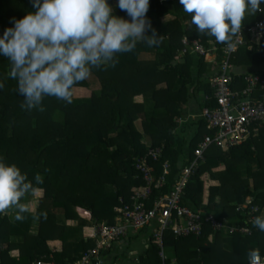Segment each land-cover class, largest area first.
Here are the masks:
<instances>
[{
	"label": "trees",
	"instance_id": "1",
	"mask_svg": "<svg viewBox=\"0 0 264 264\" xmlns=\"http://www.w3.org/2000/svg\"><path fill=\"white\" fill-rule=\"evenodd\" d=\"M114 1L117 0H109L112 4ZM31 10L34 11L31 0H0V34L12 26V18L19 19ZM116 14L129 18L119 8ZM166 15L172 18L163 21ZM147 17L157 36H161L158 46L139 42L133 51L117 54L114 67L93 69L89 78L74 89L73 103L45 97L42 112L21 108L23 97L16 91L17 82L8 76L10 61L0 57V82L4 84L0 89V156L17 164L30 180L40 175L43 183L34 188L45 190L39 207V233L30 246H20L18 257L9 256V236L26 235L22 221L10 222L6 214H0V264H66L81 258L94 247V238L68 243L62 233V247H49L48 240L55 236L52 229L56 208H62L64 217L75 219L77 225L115 223L120 219L115 207L132 204L133 188L145 184L135 167L147 152L144 138L153 147L162 146L158 159L148 160L154 167V182L162 177V184L152 186L147 200L151 206L155 198L173 189L183 168L194 159L204 135L213 134L201 113L216 106L208 80L214 67L189 46L199 40L208 48L215 38L196 31L179 0H150ZM260 19H264V12L257 11L246 16L242 26ZM148 34H152L151 30ZM244 38L250 43L246 32ZM247 44L230 57L233 90L244 88L246 73L264 77V46L253 44L249 49ZM217 54L220 59V48ZM238 68L244 69L236 71ZM93 82L95 88L91 86ZM136 95H142L143 102H135ZM251 97L264 101V90L258 86ZM191 102L195 105L192 104V113H187ZM139 119L140 129L136 125ZM166 162L169 172L164 174ZM219 166L222 169L216 170ZM206 179L216 180L218 185L206 190ZM183 192L184 206L204 217L214 214L235 225L249 226L251 235L216 232L209 241L212 230L207 223L200 236L176 238L166 228L162 245L175 250L178 264H248L251 250L264 257V232L245 215L251 206L259 208L257 216L263 215L264 123L255 138L227 151L211 144ZM245 202L250 204L236 211L237 205ZM151 235V246L146 256H140L141 264L161 261L160 247Z\"/></svg>",
	"mask_w": 264,
	"mask_h": 264
},
{
	"label": "clouds",
	"instance_id": "2",
	"mask_svg": "<svg viewBox=\"0 0 264 264\" xmlns=\"http://www.w3.org/2000/svg\"><path fill=\"white\" fill-rule=\"evenodd\" d=\"M23 17L12 18V26L0 34V57L10 61L9 78L17 82L24 110L44 111L45 97L73 103L74 89L87 80L93 69L114 67L117 54L133 51L139 42L158 46L147 17L150 0H31ZM190 14L191 25L217 43L232 46L248 15L264 12V0H179ZM116 8L127 17L116 14ZM151 30L152 34L148 32ZM4 84L0 82V89ZM40 175L30 180L15 163L0 156V214L15 208L14 219L23 221L32 209L25 200ZM252 224L264 232V215ZM255 264L256 250L248 253Z\"/></svg>",
	"mask_w": 264,
	"mask_h": 264
},
{
	"label": "built area",
	"instance_id": "3",
	"mask_svg": "<svg viewBox=\"0 0 264 264\" xmlns=\"http://www.w3.org/2000/svg\"><path fill=\"white\" fill-rule=\"evenodd\" d=\"M245 32L249 36L250 43L248 44L244 38ZM216 43L213 40L211 45L205 48L199 40H193L189 46L192 52L204 55L205 61L214 67L208 80L213 88L216 106L201 113V117L204 118L207 127L213 134L204 135L203 140L194 151V159L183 168L173 189L170 193L155 198L151 206L147 205V200L152 193V186L153 184L154 186L162 184V177L154 182V167L148 160L149 158L157 160L161 154L162 146L153 147L150 142L143 141L147 146V152L137 160L135 167L140 171L145 184L133 188L132 204L115 207L117 217L120 218L115 223L101 222L98 226L87 227L91 229L86 236L94 238V247L88 249L81 258L66 264H111L109 259L106 260L104 252L112 244L119 243L126 238L130 230L135 232L142 229L151 230L153 241L160 247L158 255L161 261L158 264H178L175 259H168L164 253L162 238L166 228H170L176 238L190 234L200 236L204 223H207L212 233L233 234L236 232L242 235H251L249 226L235 225L224 217L217 218L214 214L204 217L201 212H194L182 204L185 183L198 163L204 160V153L211 144L227 151L231 146L241 144L250 137L255 138L259 126L264 123V101L251 97L258 86L264 90V77L259 74L246 73L244 88L233 90L231 88L233 66L230 61L231 55L246 44L249 49L253 44L264 46V19L257 20L248 27L242 26L241 32L235 38L232 46L223 44L218 47ZM218 48L222 51L220 59L217 54ZM184 52L185 50L182 53ZM168 172L169 165L166 162L163 164V173L167 174ZM248 204L250 203L238 204L236 211L246 208ZM258 211L257 206H251L245 215L252 222ZM255 264H264V257L258 252Z\"/></svg>",
	"mask_w": 264,
	"mask_h": 264
},
{
	"label": "crops",
	"instance_id": "4",
	"mask_svg": "<svg viewBox=\"0 0 264 264\" xmlns=\"http://www.w3.org/2000/svg\"><path fill=\"white\" fill-rule=\"evenodd\" d=\"M134 97H141L140 101L134 100L135 102H139V103L143 102L142 95H136ZM192 104L195 105V103L191 102L187 106V113H192L191 111L193 107ZM144 140H148V139L144 138ZM220 169H222V166H219L216 170H220ZM205 185H206V190H207L209 186L218 185V181L206 179ZM44 195H45V190L43 188L36 187L34 188L33 192L29 196H27L24 201H22V202H26L30 206V208L32 209V212L30 214H25L26 219L22 221L21 228L26 231V235L11 234L9 236V243L12 244V247L9 250L11 251V253H9L10 257L12 258L18 257L20 253V250H19L20 246L22 244H26V245L29 244L30 246L32 244L34 237L38 235L39 230H40V225H41L39 207H40L41 199H43ZM76 212L79 213V211L77 210ZM5 214L9 218L10 222L16 221L14 219L15 214H16L15 208L9 209ZM54 215H55L54 216L55 227L52 229V234L55 235L56 237L51 236V238L48 240V245L51 249L55 250V248L60 249L62 247L63 242L60 237V234L62 233L64 237L66 238V240L68 241V243H73V242H77L82 239L90 238V237H87L86 234L90 232L89 230L91 229L87 227H91V226L77 225L75 223L76 222L75 219L67 220L64 217V210L62 208H56ZM263 215H264V210H263ZM80 216H82V213L80 214ZM211 233L208 236L209 241L212 240L215 234V233H212V234ZM150 235H151V230L149 229H142L136 232L133 230L132 231L130 230L126 238H124L119 243L112 244L109 247V249L106 251L108 253L105 255L106 260L113 258L111 259V262L112 260L115 259L118 262L117 264H120V262H124V264H130V261L133 260L131 264H141L142 259L140 258V256H143V257L146 256L147 250H149L151 246ZM223 237L224 236H222V238ZM120 246L125 247V249L120 250L119 249ZM230 247H227V249L231 250ZM124 252H127L131 257V260L128 263L124 261V256H125ZM164 253L168 257V259H171V260L175 259L177 261L174 249L166 248L164 249ZM133 256H135V258H133ZM32 264H38V263L34 261ZM41 264H47V263L43 262Z\"/></svg>",
	"mask_w": 264,
	"mask_h": 264
},
{
	"label": "rangeland",
	"instance_id": "5",
	"mask_svg": "<svg viewBox=\"0 0 264 264\" xmlns=\"http://www.w3.org/2000/svg\"><path fill=\"white\" fill-rule=\"evenodd\" d=\"M114 3L116 4L117 1H114ZM170 18H172L171 15H166V16L163 17V21H166V20H168V19H170ZM243 69H244V68H238L236 71H240V70H243ZM91 86L95 88L97 85H96L95 82H93V84H92ZM134 100H135V101H140V100H141V97H134ZM194 117H195V116L192 115V118H194ZM136 125H137V127L140 129V119L136 121ZM141 130H142V128H141ZM144 141H147V140H144ZM84 233H86V232H84ZM119 249H120V250H124L125 247L120 246ZM165 252H166V251H165ZM124 254H125V256H124V261L128 263V262L131 260V257H130V255H129L127 252H124ZM119 258H120V256H119ZM133 258H135V256H133ZM111 259H113V258H110V259H109L110 262H111ZM112 261H113V263L111 262V264H114V263L117 264V263H118L117 260H115V259L112 260ZM132 261H133V260H132ZM132 261H130V264L132 263ZM120 264H124V262H120Z\"/></svg>",
	"mask_w": 264,
	"mask_h": 264
}]
</instances>
